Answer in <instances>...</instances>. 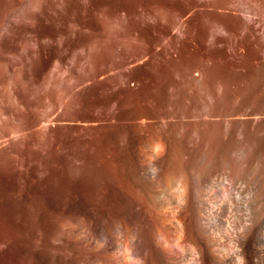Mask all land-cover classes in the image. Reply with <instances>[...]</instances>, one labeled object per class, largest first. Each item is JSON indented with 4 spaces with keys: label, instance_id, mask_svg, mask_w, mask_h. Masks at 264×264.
<instances>
[{
    "label": "rangeland",
    "instance_id": "obj_1",
    "mask_svg": "<svg viewBox=\"0 0 264 264\" xmlns=\"http://www.w3.org/2000/svg\"><path fill=\"white\" fill-rule=\"evenodd\" d=\"M247 20L254 32L238 29ZM256 42H264V0H0V264L72 257L79 207L106 206L110 144L134 147L131 101L260 103ZM138 55L147 58L140 71L131 65ZM174 57L215 68L206 91L182 81ZM124 61L140 74L136 97L120 86ZM78 153L92 161L91 176L76 172ZM234 186L235 198L252 196V185Z\"/></svg>",
    "mask_w": 264,
    "mask_h": 264
},
{
    "label": "bare ground",
    "instance_id": "obj_2",
    "mask_svg": "<svg viewBox=\"0 0 264 264\" xmlns=\"http://www.w3.org/2000/svg\"><path fill=\"white\" fill-rule=\"evenodd\" d=\"M109 24L107 35L113 48L118 29L115 20ZM174 27L182 30L184 21L177 20ZM238 29L254 32L248 20ZM241 44L235 41V50ZM255 44L261 52L253 61L254 72L264 86V42ZM139 57L147 59L138 55L135 61ZM133 60L119 70L120 86L130 96L139 92L140 82L135 72L141 62ZM174 60L177 68L173 70L187 86L194 85L201 94L206 91L215 73L210 63L181 65V60ZM261 95L260 103H213L211 97V103L199 99L158 107L128 103L134 147L126 152L110 144L106 206L100 212L79 207L72 231L74 252L72 257L65 255L63 264H264ZM89 164L83 153L76 155L78 174H90L93 165ZM237 181L252 185L251 197H234Z\"/></svg>",
    "mask_w": 264,
    "mask_h": 264
}]
</instances>
